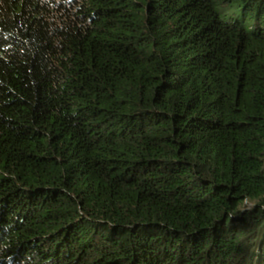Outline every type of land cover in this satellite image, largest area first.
Segmentation results:
<instances>
[{"label": "trees", "instance_id": "obj_1", "mask_svg": "<svg viewBox=\"0 0 264 264\" xmlns=\"http://www.w3.org/2000/svg\"><path fill=\"white\" fill-rule=\"evenodd\" d=\"M0 264H264V0H0Z\"/></svg>", "mask_w": 264, "mask_h": 264}]
</instances>
